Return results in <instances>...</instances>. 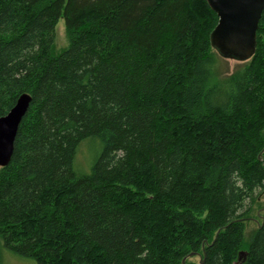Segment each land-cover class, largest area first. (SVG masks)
I'll use <instances>...</instances> for the list:
<instances>
[{
  "label": "trees",
  "instance_id": "obj_1",
  "mask_svg": "<svg viewBox=\"0 0 264 264\" xmlns=\"http://www.w3.org/2000/svg\"><path fill=\"white\" fill-rule=\"evenodd\" d=\"M216 24L206 0H0V117L30 97L0 169V264L2 249L36 264H264V219L244 241L264 190V11L251 59L214 82Z\"/></svg>",
  "mask_w": 264,
  "mask_h": 264
},
{
  "label": "water",
  "instance_id": "obj_2",
  "mask_svg": "<svg viewBox=\"0 0 264 264\" xmlns=\"http://www.w3.org/2000/svg\"><path fill=\"white\" fill-rule=\"evenodd\" d=\"M206 1L217 17V24L209 35L211 48L221 58L241 63L249 61L255 51L256 32L264 11V0ZM29 102V95L22 94L8 113L0 117V168H4L10 161L17 129Z\"/></svg>",
  "mask_w": 264,
  "mask_h": 264
},
{
  "label": "rangeland",
  "instance_id": "obj_3",
  "mask_svg": "<svg viewBox=\"0 0 264 264\" xmlns=\"http://www.w3.org/2000/svg\"><path fill=\"white\" fill-rule=\"evenodd\" d=\"M66 46L67 40L65 37L64 24L62 20H59L58 24L55 27L54 50L58 52L64 49ZM216 57L217 66L213 73L214 82L224 79L225 77L229 76L234 70L238 69L241 65L246 64L245 62L241 63L231 59H224L218 55H216ZM94 146L95 145L94 143H92V140L89 139L84 140L79 144L74 160V169L76 170V172L81 174L88 173L90 169V163L94 157ZM256 195L257 197L250 206L249 213L244 217V241L246 242L251 239L261 221L264 219V190H262L261 192H257ZM1 253V264H36L30 259L19 257L4 249L1 250ZM241 253H243V255H241ZM188 261L197 262L198 257H190L189 259H187V262ZM231 264H244V251H240L235 261H233Z\"/></svg>",
  "mask_w": 264,
  "mask_h": 264
}]
</instances>
